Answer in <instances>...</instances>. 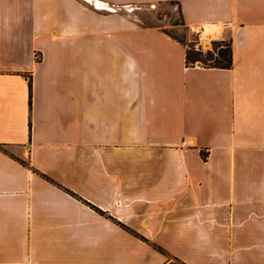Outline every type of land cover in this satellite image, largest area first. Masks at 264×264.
Returning <instances> with one entry per match:
<instances>
[{
	"label": "crops",
	"instance_id": "1",
	"mask_svg": "<svg viewBox=\"0 0 264 264\" xmlns=\"http://www.w3.org/2000/svg\"><path fill=\"white\" fill-rule=\"evenodd\" d=\"M171 260L264 264V0H0V264Z\"/></svg>",
	"mask_w": 264,
	"mask_h": 264
},
{
	"label": "rangeland",
	"instance_id": "2",
	"mask_svg": "<svg viewBox=\"0 0 264 264\" xmlns=\"http://www.w3.org/2000/svg\"><path fill=\"white\" fill-rule=\"evenodd\" d=\"M122 10L126 13H130L141 25H156L166 30L167 32L181 38L188 45L194 46L195 49H200L201 53L199 56L206 57V51L211 49L213 45L215 46V50L221 49L225 47L224 44H213L210 48V43L208 40L204 39L202 47H195V43L193 40H188L190 36L189 28L184 26L183 20L180 16V11L177 5L174 2H156L149 4H140L135 6H125L122 7ZM193 39H195V33H192ZM226 40V39H225ZM196 61H201L200 59H196ZM209 63H212V60H207ZM202 62V61H201ZM203 63V62H202ZM171 264H183L177 260H171Z\"/></svg>",
	"mask_w": 264,
	"mask_h": 264
},
{
	"label": "trees",
	"instance_id": "3",
	"mask_svg": "<svg viewBox=\"0 0 264 264\" xmlns=\"http://www.w3.org/2000/svg\"><path fill=\"white\" fill-rule=\"evenodd\" d=\"M213 44H224L225 47L221 49L215 50V46L213 45L212 49L206 51V57H201L199 54L201 53L200 49H195L194 46H190L186 50V61L194 62L196 59H200L204 64L214 65L220 67H228L232 63V55H231V47L228 39H218L213 40ZM207 60H212V63H209ZM30 84V83H29Z\"/></svg>",
	"mask_w": 264,
	"mask_h": 264
},
{
	"label": "built area",
	"instance_id": "4",
	"mask_svg": "<svg viewBox=\"0 0 264 264\" xmlns=\"http://www.w3.org/2000/svg\"><path fill=\"white\" fill-rule=\"evenodd\" d=\"M195 47L198 48L199 46L197 45V42L195 43ZM195 62V61H194Z\"/></svg>",
	"mask_w": 264,
	"mask_h": 264
},
{
	"label": "water",
	"instance_id": "5",
	"mask_svg": "<svg viewBox=\"0 0 264 264\" xmlns=\"http://www.w3.org/2000/svg\"><path fill=\"white\" fill-rule=\"evenodd\" d=\"M196 63H200V61H196Z\"/></svg>",
	"mask_w": 264,
	"mask_h": 264
}]
</instances>
